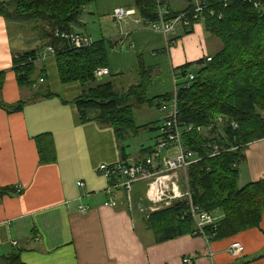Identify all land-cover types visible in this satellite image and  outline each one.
I'll return each mask as SVG.
<instances>
[{"label": "crops", "instance_id": "crops-1", "mask_svg": "<svg viewBox=\"0 0 264 264\" xmlns=\"http://www.w3.org/2000/svg\"><path fill=\"white\" fill-rule=\"evenodd\" d=\"M8 1L0 0V3ZM175 2L168 1L171 11L179 12L188 7L186 0L179 8L174 7ZM198 2L194 0V6ZM95 3V9L88 10L82 19L83 25L85 18L94 13H101L104 19L110 17L115 22L112 16L115 9L135 11L134 16L126 19L130 21L126 22L124 31L114 39H100L111 41V50L120 47V51L127 52V47L135 44L139 54L151 48L156 51V54L152 52V57L160 59L159 64L141 69L138 79L118 93H126L141 81L151 80L152 72L163 65L170 70L175 89L178 83L175 75L182 76L181 68L189 65L187 71H194L196 62L222 49L220 41L209 36L199 21L188 34L180 26L174 34L165 37L136 23L140 16L133 0H95ZM118 25L122 30V23ZM78 32L83 33L82 28ZM13 40L10 26L0 17V73L3 74L0 101L9 106L24 103L20 111L9 112L0 107V249L8 248L0 256L17 252L22 264H183L186 258L191 260L190 264H264V220L258 228L212 241L209 245L203 238L193 235L157 243L156 236L136 209L145 202L143 183L133 187L132 209L124 204L122 193L111 196L117 202L116 207L105 206L104 202L110 197L106 193L109 181L98 172V167L114 164L123 156L130 162L141 160L155 144L161 126L142 125L136 133L130 131L124 142L142 131L159 130V133L153 144L141 145L133 154L125 153L124 142L116 139L111 126L94 121L80 123L77 108L72 103L82 90L78 83L63 85L56 77L51 78L54 84L51 87L49 79L57 69L53 56L45 47L39 50L41 58L37 70L45 69L47 78L34 88L18 85L13 56L36 48L38 41L33 37L24 47L21 41L14 44ZM210 46L215 47V52H209ZM112 82L115 87V80ZM173 92L146 99H154L151 107L158 110L155 101ZM35 94L40 97L33 98ZM128 103L134 104L133 107L147 105L136 104L134 98ZM42 135L52 138V152L46 153L48 138L37 142ZM39 145L42 146V159ZM243 154L238 171L243 166L244 184L239 188L264 180V139L248 144ZM79 181L84 183L83 188L77 187ZM8 188L13 190L2 194V190ZM80 204L85 205L87 211L79 212ZM233 242L243 245L240 257L233 258L228 252Z\"/></svg>", "mask_w": 264, "mask_h": 264}, {"label": "trees", "instance_id": "trees-1", "mask_svg": "<svg viewBox=\"0 0 264 264\" xmlns=\"http://www.w3.org/2000/svg\"><path fill=\"white\" fill-rule=\"evenodd\" d=\"M134 7L142 20H158L157 5L154 0H133ZM194 0H186L185 10L174 12L176 16L194 7ZM211 3L215 0H199ZM95 0H10L0 3V17L9 26L20 28L21 24H45L50 31L36 27L37 47L32 50L15 53L13 70L20 87H36L45 80V69L37 70L41 56L39 50L51 47L57 75L61 84L78 83L81 93L73 99L80 123L97 122L113 128L116 139L124 142L131 131L138 127L132 114L134 104L128 103L134 98L138 105L152 106L154 99H146L145 80L132 86L126 93H118L113 82L97 83L94 77L96 69H108V52L112 47L109 40L92 41L88 46L75 48L65 39L55 36L58 33H77L83 27L82 19L88 14L87 7ZM254 3H258L255 8ZM202 12L206 33L217 38L222 49L211 57L209 63L203 59L195 63V80L189 88L177 89L178 121L185 125L207 129L219 117L227 118L223 126L214 125L210 134L193 129L185 133L183 142L196 153L199 161L189 166L188 183L192 203L209 213L221 216L213 225L207 226L205 234L211 241L233 237L251 228H258L264 220V180L249 183L242 188L237 186L238 166L244 160L243 151L248 144L264 139V0H231L226 7L215 4L214 15ZM218 13L221 17H218ZM188 25H182L184 33L191 32L198 20L187 17ZM41 32L40 33H38ZM40 34V35H39ZM85 35V34H83ZM35 37V39H36ZM41 58V57H40ZM189 65L181 68V75L188 71ZM109 71V69H108ZM3 74L0 73V91ZM40 95L35 94L33 98ZM44 96V95H41ZM165 95L158 100H168ZM159 101H155L159 106ZM24 103L0 107L9 112L20 111ZM230 121L237 128L230 126ZM47 151H53V140L49 135ZM217 143L224 150L216 156H210L211 146ZM42 157V146L39 145ZM229 150V151H226ZM41 151V152H40ZM126 157L121 158L125 161ZM13 189L2 190L7 194ZM147 227L156 236V242L192 235L195 227L186 202H178L169 208L149 213L144 219ZM3 264H22L17 252L0 256Z\"/></svg>", "mask_w": 264, "mask_h": 264}, {"label": "built area", "instance_id": "built-area-1", "mask_svg": "<svg viewBox=\"0 0 264 264\" xmlns=\"http://www.w3.org/2000/svg\"><path fill=\"white\" fill-rule=\"evenodd\" d=\"M157 5L158 20L155 22L145 21L139 18L136 23H142L145 28L150 29L155 33L168 36L174 34L176 29L182 25H188L186 22L187 17H192L194 20H202V12L206 9L210 15H214L212 7L215 4H221L222 7H226L227 3L231 0H215L211 3H203L199 1L195 6L184 11L176 16H171L168 6L169 0H154ZM255 8L258 7V3H254ZM135 15L134 10H124L117 8L113 11V19L116 23H124L125 20ZM218 17L221 14L218 13ZM55 36L61 39H65L75 48H81L88 46L92 43V39L88 35L77 33H66L58 31L55 32ZM134 45L131 44L130 48ZM45 51L49 54L53 53L51 47H47ZM211 57H206L203 63H209ZM109 75L108 69H96L94 77L100 78ZM184 81L180 84L181 88H189L195 80L193 72H187L184 76ZM43 78L39 79V82H43ZM175 82V81H174ZM178 83L175 86L172 96L168 99H162L159 101L158 110L163 114L162 124L160 127V134L155 144L150 147L144 157L135 162L122 161L121 159L114 164H101L98 167V172L106 177L109 181L106 193L110 197L104 202L105 206L116 207L117 202L111 197L114 193L123 194V202L130 210L133 207L132 192L136 183L144 184V199L150 203L148 210L150 213L159 211L161 209L169 208L173 204L178 202H186L189 213L192 217V221L195 227L193 236H199L203 238L209 245L211 239L205 234V228L213 225L217 219L213 213H209L199 209L192 203V197L189 190L188 183V168L190 165L199 161L196 153L185 146L183 142V136L185 133L196 129L199 132L204 133L207 129H211L214 125L221 127L225 122H228L227 118L219 117L214 124H211L207 129L203 127H194L192 125H185L178 121V107H177V89L180 86ZM36 85H33V88ZM230 126L233 129L237 128V124L234 121H230ZM224 150L223 146L213 143L211 146L210 156H216ZM229 151V150H226ZM152 184H155V189L152 188ZM77 187L83 188L85 185L82 181L76 183ZM79 212L87 211L85 205L80 204L78 206ZM143 212L144 209H139ZM149 214L146 215L148 217ZM13 246L16 242L12 243ZM229 254L233 257H240L244 248L239 242H233L228 248ZM209 256L212 255L209 253ZM191 260L184 259L183 264H190Z\"/></svg>", "mask_w": 264, "mask_h": 264}, {"label": "rangeland", "instance_id": "rangeland-1", "mask_svg": "<svg viewBox=\"0 0 264 264\" xmlns=\"http://www.w3.org/2000/svg\"><path fill=\"white\" fill-rule=\"evenodd\" d=\"M170 1L171 0H169V3ZM173 1L177 2V3L175 2L174 5V7L176 8H179L183 5V0H173ZM95 7H96V3L94 2L93 4L87 7V11L88 10L90 11V9H95ZM103 16L104 15L101 13H94L93 15L87 16V18H85L84 25L82 27V32L90 36L92 41H97L106 37L110 39H114L121 31H124V28L127 27L125 26L126 22L130 21V20H126L124 23H122V30H121L119 25L114 21H112L110 17L104 19ZM35 24L36 23H32L30 25L27 23L21 24L19 30L18 28H14L13 26H10V33L14 39L13 40L14 44H19V42L21 41L20 43H23L24 47L28 46V44L31 42L33 37L38 36L36 30L39 28V26L40 29H42V34L44 33L43 31H50V29L46 28L45 24L43 23H40L39 26L37 25L36 26L38 27L37 29L34 26ZM17 30L20 32V35L22 36L21 40L18 38ZM38 33L41 34V32L39 31ZM38 37L40 38V36ZM38 37H36V40H38ZM132 37L136 40L135 34H133ZM219 45H221L220 42ZM126 50L127 52H122V50L120 51V47L119 48L117 47L114 51L109 49L108 58H107V63H108L107 67L111 74L110 76L97 78V83H104L110 80L111 81L115 80V88L117 92H123L122 90H124L127 86L133 84L134 79H138L137 75L141 69L148 66L157 65L160 62V59L152 57V52L156 54V51H152L151 48H149L146 52L145 51H143L142 53L140 52V54L138 47L136 49L135 47L134 49L127 47ZM209 52L211 53L215 52V47L210 46ZM190 72H193L192 69H190ZM56 77H58L56 70H53V72L51 73V77L49 79L50 80L49 82H51L50 85L53 84L51 78L56 79ZM175 77L178 80V84L184 81V77L178 75L177 73ZM145 82H146L145 93L148 99L157 94L171 93L174 90V86L172 84V77L170 75V70L167 67L165 68L164 65L162 66L161 69L159 67L157 68L156 71H153L151 80L146 79ZM57 83L59 84L58 80ZM53 86L54 84L51 87L53 88ZM144 112H146L145 115ZM132 114L136 127L147 125L158 128V126L160 127L162 124L163 114L160 113L155 107H149L148 105L133 107ZM209 132L210 129L209 130L207 129L204 133L210 135L211 137L212 135ZM158 133L159 130L142 131L137 137L128 138L126 142H124L125 153L133 154L135 151L138 150V148L141 145L148 146L153 144L152 142L155 139V137L158 135ZM243 182H244L243 166H241L239 169L237 186L238 187L243 186L244 184ZM149 205L150 203L145 201L142 202L140 205H138L139 207L138 206L136 207L140 215L143 216V219H146L147 218L146 215L150 213L148 210ZM140 208L144 209L143 212L139 210ZM213 214L216 217V219L219 220L221 214L220 213H213ZM7 250H8L7 247L0 249V255L4 254L5 251ZM0 264H3L1 260H0Z\"/></svg>", "mask_w": 264, "mask_h": 264}, {"label": "bare ground", "instance_id": "bare-ground-1", "mask_svg": "<svg viewBox=\"0 0 264 264\" xmlns=\"http://www.w3.org/2000/svg\"><path fill=\"white\" fill-rule=\"evenodd\" d=\"M152 188L155 189V184H152Z\"/></svg>", "mask_w": 264, "mask_h": 264}]
</instances>
